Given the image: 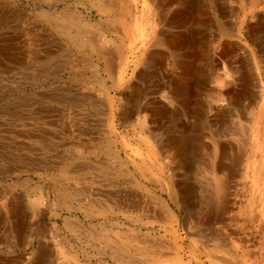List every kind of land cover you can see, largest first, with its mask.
<instances>
[{
  "label": "rangeland",
  "instance_id": "1",
  "mask_svg": "<svg viewBox=\"0 0 264 264\" xmlns=\"http://www.w3.org/2000/svg\"><path fill=\"white\" fill-rule=\"evenodd\" d=\"M0 264H264V0H0Z\"/></svg>",
  "mask_w": 264,
  "mask_h": 264
},
{
  "label": "bare ground",
  "instance_id": "2",
  "mask_svg": "<svg viewBox=\"0 0 264 264\" xmlns=\"http://www.w3.org/2000/svg\"><path fill=\"white\" fill-rule=\"evenodd\" d=\"M173 1V0H172ZM223 10V8L221 9ZM199 12V11H198ZM161 14V13H160ZM206 14V13H205ZM185 17V16H184ZM191 17V15H190ZM189 17V18H190ZM56 20H59L60 17L58 18H55ZM196 19V18H195ZM185 21V20H184ZM75 27V28H74ZM60 30L63 31V32H66L71 38H75V42H77L79 45H82L83 43H85L84 41V37H83V33L82 31H80L79 28H77V26H75L74 23H68V24H65V25H62L60 26ZM97 30V29H96ZM202 32V31H201ZM109 34V33H108ZM180 34V33H179ZM169 36V35H168ZM180 36V35H179ZM183 36V35H182ZM175 37V36H172L170 35V37L168 39H165L167 40L168 42V46L170 47H174V46H179L180 44H183L186 39L183 37ZM108 39V38H107ZM188 40V39H187ZM103 42V41H102ZM189 42V41H188ZM198 42V41H197ZM202 43V42H201ZM186 45H187V42H186ZM189 46V45H188ZM237 46V45H236ZM87 48V47H86ZM178 48V47H177ZM224 50V49H223ZM228 50V49H227ZM220 53V52H219ZM179 54V53H178ZM188 54L191 56L189 61H184L182 62L183 66H182V71L180 72L181 73V77H180V80H179V84H177L176 82L177 81H172V84L170 85L169 87V93L173 96H177V94L179 93L180 94V89H184L187 85L190 84L191 82V77L193 76L192 75V70H193V63H192V60L191 58L193 57H202L203 56V50L200 49L199 47H196V46H191L189 47V52ZM224 55V54H223ZM156 56V54L152 53L151 55V58L152 60L154 59V57ZM199 56V57H198ZM184 57V56H183ZM194 59V58H193ZM181 60V59H180ZM194 61V60H193ZM217 64V63H216ZM181 67V66H180ZM214 70V69H213ZM165 74V73H164ZM163 74V75H164ZM162 75V76H163ZM161 77V76H160ZM162 78V77H161ZM163 79V78H162ZM208 79V78H207ZM165 80V79H164ZM249 81V80H248ZM194 82V81H193ZM213 82V81H212ZM225 82V81H224ZM223 82V83H224ZM216 83L218 84H221L222 83V79L221 77H217L216 79ZM163 86V85H162ZM167 86V84H166ZM169 86V85H168ZM167 86V87H168ZM188 87V86H187ZM224 87V86H223ZM225 89V88H224ZM187 92V91H186ZM243 92V91H242ZM191 94V92H190ZM224 94V93H222ZM220 92L217 91L216 93V96H214L215 98H217L216 100L224 97V95H222ZM188 96V95H187ZM210 96V95H209ZM185 99V97H184ZM187 99V98H186ZM190 99V98H188ZM198 101V100H197ZM201 101V100H200ZM183 103V100L181 101ZM188 102V101H187ZM131 104V103H130ZM201 104V103H200ZM183 105V104H182ZM186 105V104H184ZM183 105V106H184ZM211 105V104H210ZM217 105V104H216ZM219 105V104H218ZM211 107V106H210ZM160 110V109H159ZM218 111V110H217ZM189 113V111H188ZM191 115V114H190ZM202 116V115H201ZM204 117V116H203ZM138 118V117H137ZM209 120V119H208ZM220 120V119H219ZM191 122V121H190ZM189 124V123H188ZM180 125V124H179ZM192 129V128H191ZM245 129V127H244ZM221 134V133H220ZM195 136V135H194ZM222 136V135H221ZM178 138V137H177ZM165 142V141H163ZM174 144V143H173ZM221 145V144H220ZM220 145H216L214 146V152L217 154L221 153L222 152V146ZM165 146V145H164ZM190 147V146H189ZM221 147V148H220ZM177 148V147H176ZM185 148V147H184ZM192 148V147H191ZM234 148V147H233ZM176 150V149H175ZM178 150V149H177ZM172 151V150H171ZM162 152H165V151H162ZM235 152V151H234ZM168 153V151H167ZM171 153V152H170ZM177 153V152H176ZM175 153H173L174 155ZM182 155V153H180ZM189 154V153H188ZM211 154V153H210ZM235 154V153H234ZM241 154V153H240ZM176 156V155H175ZM178 157V156H177ZM226 157V156H225ZM176 158V157H175ZM174 158V159H175ZM233 158V157H232ZM180 160V159H179ZM178 160V161H179ZM229 162V161H228ZM221 163V162H220ZM226 167V166H225ZM211 174H212V178L214 176L215 173H217V171H221L220 169V166L217 164H214L212 167H211ZM232 170V169H231ZM227 175V174H226ZM227 179V178H226ZM178 180V179H177ZM224 181L219 177L217 176L215 179H213V184H214V191L215 193H220L222 192L225 188L224 186ZM226 183V182H225ZM179 190V189H178ZM195 196V195H194ZM213 199V198H212ZM210 210V209H209ZM213 210V209H212ZM226 210V209H225ZM211 212V211H210ZM206 215V214H205ZM212 218V217H211ZM161 222V221H160ZM206 223V222H204ZM256 231V230H255ZM206 233V232H205ZM142 239V238H141ZM228 241V240H227ZM229 244V243H228ZM155 251V250H154ZM158 251V250H157ZM113 258V257H112Z\"/></svg>",
  "mask_w": 264,
  "mask_h": 264
}]
</instances>
